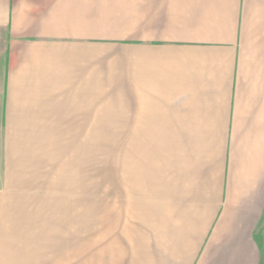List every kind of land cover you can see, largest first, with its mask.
Returning <instances> with one entry per match:
<instances>
[{"label":"crops","instance_id":"obj_1","mask_svg":"<svg viewBox=\"0 0 264 264\" xmlns=\"http://www.w3.org/2000/svg\"><path fill=\"white\" fill-rule=\"evenodd\" d=\"M97 93L120 111L130 95L132 126L185 143L165 195L179 219L153 264H264V0H0V223L24 224L12 238H27L44 185L43 155L11 128L89 127Z\"/></svg>","mask_w":264,"mask_h":264},{"label":"rangeland","instance_id":"obj_2","mask_svg":"<svg viewBox=\"0 0 264 264\" xmlns=\"http://www.w3.org/2000/svg\"><path fill=\"white\" fill-rule=\"evenodd\" d=\"M99 93L93 95L97 110L89 127L11 128L19 146L43 155V175L36 180L44 185L38 201L29 193V203L38 204L28 207L27 238L11 237L13 228L23 235L24 224L0 223L9 235L0 247L12 264L163 261L164 255L151 249L154 242L162 247L158 233L165 227L173 232L170 220L179 219L165 195L173 173L185 163V143L171 128L167 135L165 128L132 126L130 95L116 111L114 96Z\"/></svg>","mask_w":264,"mask_h":264}]
</instances>
